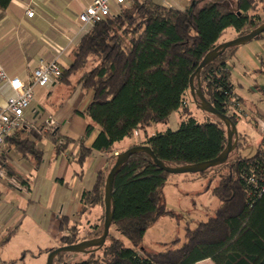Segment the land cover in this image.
Instances as JSON below:
<instances>
[{"label": "trees", "instance_id": "1", "mask_svg": "<svg viewBox=\"0 0 264 264\" xmlns=\"http://www.w3.org/2000/svg\"><path fill=\"white\" fill-rule=\"evenodd\" d=\"M228 1L191 0L187 8L178 9L153 0H133L130 7L121 8L82 33L71 64L62 68L58 78L60 83L69 82L70 75L80 71L78 89L92 93L91 102L80 112L90 119L78 144L80 166L92 150L109 153L116 143L135 131L166 122L175 111L180 114L176 130L168 128L145 135L143 144L149 145L160 161L168 166L194 164L223 151L227 143L224 124L212 114L213 120L199 122L191 114L187 95L191 96L190 76L228 29L239 36L264 21L250 13L256 11L255 0H235V10L227 6ZM9 2L0 0V10L6 9ZM238 47L225 49L200 72L205 98L235 124L244 112H229L231 104H241V98L234 92L228 61ZM90 58L95 64L88 69ZM94 126L99 132L87 148L83 143ZM18 130L21 128L5 143L23 159H34L37 165L42 161V149L33 138L21 137ZM57 134L58 128H53L48 136L64 149L70 140H60ZM238 142H246L245 138L240 141L239 132ZM229 156L225 163L196 173L207 177L214 172L210 178L218 177L214 187H207L218 200L213 214L194 228L186 226L180 247L152 251L143 245L146 231L161 216H174L166 208L161 192L173 174L160 169L144 152L132 154L114 177L111 225L117 236L108 234L109 243L101 247L99 264H196L206 259L212 264H264V137L253 156ZM105 172L98 170L92 187L81 194L80 213L99 205L104 209ZM69 222L62 217L58 246L86 239H77ZM93 253L89 252L91 256ZM65 254H58L53 264H60ZM96 262L92 256L74 264ZM0 264L15 261L6 262L0 257Z\"/></svg>", "mask_w": 264, "mask_h": 264}, {"label": "crops", "instance_id": "2", "mask_svg": "<svg viewBox=\"0 0 264 264\" xmlns=\"http://www.w3.org/2000/svg\"><path fill=\"white\" fill-rule=\"evenodd\" d=\"M132 1L133 0H126L127 3H131ZM153 1L156 2L155 0ZM162 1L164 3H156L172 5L178 9H185V7L190 4L191 0ZM91 2L92 0H10L7 8L0 10V67L10 78L18 77L23 82L29 81L33 69L42 61L46 62L57 58L61 68L69 67L73 59V50L77 47L82 36V33L79 32L80 23L78 21V14ZM114 7L118 10L113 11ZM120 8L121 6L112 3V15L117 14ZM27 10H33L34 13L31 17L26 14ZM246 44L239 46L232 58L228 61L230 78L235 94L241 98V105L244 112L243 117L250 121L253 120L254 125L259 128L264 137V119L262 118V114L257 111L256 117L251 116L252 119L248 118L249 112H247V110L250 108L246 109L247 106L244 99L238 94L235 87L234 74L236 71L241 73L242 79L246 78V73L251 69L255 70L256 68L258 71H262L260 62H258L253 55L254 53H252L254 51L253 48L250 47L251 45ZM244 82L246 81L244 80ZM247 83L250 85V82ZM66 86L68 87L70 85ZM61 88V83H59L58 79H51L44 87H36L31 106L24 113L25 124L22 125L21 130H18L20 132L19 135L22 136L28 133L26 136L33 138L40 148L43 146L42 142L46 140L45 143L50 145L52 153L56 154V157H61V160H65V165H62L63 170L60 171L57 169L55 174V183L59 184V189L62 191V196L58 199V202L61 201L64 203L62 207H65V211L61 212L57 210V212L55 210L54 212L56 213H53V216L50 218L51 220H49V224H46V218H43L41 221L42 223L38 224L44 230L47 238L50 239L49 243L58 240L59 224L62 217H67L69 221L72 222L80 213L82 208L81 194L89 189V186H85L82 183L84 170L89 171L94 168L96 174L106 163L105 154L95 150L91 151L90 155L86 157L81 166L77 162L79 154L78 144L84 134L85 126L88 124L85 119L86 117L80 114V112L84 111L92 100V93L90 91L84 92L79 90L78 86H76L69 96L70 102L74 100L71 110H59V106L54 109H49V106L45 108L44 106L36 105V99L39 94L43 95L45 91L48 90L47 94L49 97V95ZM75 94L78 96H75ZM15 95V90L8 82H0V109ZM80 99H82L81 104L79 103ZM70 106L71 105L68 107ZM252 111L255 113L254 110ZM173 113L174 112L169 115L166 122L152 125L151 127L143 129L142 132L141 130L138 131L141 132L143 136L165 131L166 129L157 130L156 126L169 123ZM76 116L82 118L86 123H83V131H81L80 134H70L68 132L66 134L59 133L62 137L70 140L69 145L64 149H60L58 145L54 144L50 138L45 137L44 134L40 135L37 130L38 125L40 128L44 126L45 119H52L56 124L55 128H58L59 131L60 126L65 123L64 119H71V117L74 118ZM98 132L99 128L94 126L92 132L84 140L83 145L90 148ZM15 151V149L8 147L6 143L2 147L0 151V180L7 181L9 179L10 183L14 182L16 184L9 183L11 188L20 192L23 190L20 187H26L27 190L30 191L31 176L29 175V178H27V173H30L34 169L38 171L41 168L42 161L36 165L34 159H23ZM34 166L37 167L35 168ZM175 176L178 175H170L166 182L179 180L177 179L178 177ZM17 178L24 179L25 183L20 182ZM182 180L187 181L192 179L184 177ZM205 193L210 194L207 197L208 200L213 196L210 189L208 190L206 188V190H204V194ZM27 194L29 197V192H27ZM15 198L16 194L13 190L0 187V216L4 220L3 223L0 224V248L9 243L11 237L15 235L18 228L23 225L26 219V215H20L19 206L12 203ZM73 200L76 201L75 204L72 203ZM29 202L26 204L28 205ZM51 248L52 247L49 246L46 247L47 250ZM0 257L5 261H14L7 260L1 255ZM200 262L212 264L209 259Z\"/></svg>", "mask_w": 264, "mask_h": 264}, {"label": "rangeland", "instance_id": "3", "mask_svg": "<svg viewBox=\"0 0 264 264\" xmlns=\"http://www.w3.org/2000/svg\"><path fill=\"white\" fill-rule=\"evenodd\" d=\"M155 1L163 2L162 0ZM255 1L257 2L256 11L250 13L259 15L261 21L264 19V0ZM131 5V3L126 2L121 8H128ZM227 6L231 10H235L237 7L235 0H229ZM117 10L118 9L114 7L113 11ZM235 37H237L235 31L233 29H228L218 40V44ZM248 44L253 48L254 51L252 53H254L253 55L258 62H260L262 71H258L256 68L255 70L251 69L246 73V78L244 79H242L241 73L236 71L234 74L235 87L238 94L244 99L247 106L246 109L250 108L247 110V112H249L248 118H251V116L256 117V112L258 111L262 114V118L264 119V35L262 38L252 40L246 45ZM94 64V58H90L86 68L89 69ZM80 75V71L72 73L69 77V82H65L64 84L61 83L62 88L49 95V97L47 94L48 90L45 91L43 95L39 94L36 99V105H41L45 108L49 106V109H54L59 106V110H71L74 100L70 102L69 96L71 95V91L77 86V81ZM244 80L246 82H244ZM247 82H250V85ZM66 85L70 86L67 87ZM77 94H75V96H78ZM187 101L192 116L199 122L213 120L214 117L212 115L199 110L194 105L190 95H187ZM79 103H82V99H80ZM69 105L71 106L68 107ZM252 110H254L255 113ZM85 117L86 121L90 123V119L87 116ZM64 120L65 123L60 126L59 129V133L61 134H66L67 132L70 134H80L81 131H83V123H86L79 116L74 118L71 117V119L66 118ZM179 122V113L174 112L169 123L157 125L156 129L165 130L170 127L172 130H176L179 126ZM43 125L45 126V124ZM55 125L56 124L47 129L44 128V126L40 128L38 125L37 130L40 135L44 134L45 137L50 138V136H48L49 132H51V129L55 128ZM236 128L237 132L240 133V141H244V138H246V142L239 143L237 140L238 144L232 150L229 157H231V155H241L244 157L253 156L263 138V134L260 132L259 128L254 125L253 120L250 121L243 116L237 120ZM141 132L135 131L131 137L123 139L122 142L116 144V146L114 145L111 152L104 153L106 163L102 169L106 171L104 173L105 175L114 164L116 154L123 152L131 146L143 144L145 136H143ZM27 134L23 136L21 135V137H25ZM57 136H59L60 139L62 138L59 134H57ZM45 142L46 140L42 142L43 146H41L43 151L41 168L38 171L34 169L30 173H27V178H29V175L31 176L30 191L27 190L26 187H20L23 189L22 192H20L11 188L10 184H15L14 182L10 183L9 179L7 180L9 182L6 180H0V187L3 189H11L16 194V198L13 199L12 203L19 206L20 215H26L23 225L18 228L15 235L9 240V243L4 246L2 245L3 247L0 248V255L4 256L7 260H14L15 264H46L47 255L49 253V250H47L46 247L49 246L53 248L59 245V235L57 241L49 243L50 239L47 238L44 230L38 225L42 223L41 221L43 218H46V224H49V220H51L50 218L53 216V213H56L54 212L55 210H60L61 212L65 211V207H62L64 206V203L61 201L58 202V199L62 196V191L59 189V184L55 183L57 169L60 171L63 170L62 165H65V160H61V157L59 156L56 157V154L52 153L50 145ZM34 167L36 168L37 166ZM213 174L214 172L212 174L210 172L207 177H200L196 174H174L178 175L175 177H178L177 179L179 180L166 182V185L161 191L162 199L166 208L173 212L174 216H161L158 221L146 231L143 239V245L145 248L152 251H159L165 250L169 247H180L185 240V227L189 226L190 228H194L198 222L206 220L208 216L213 214V211L218 204V200L213 196L208 200L207 197L210 194H204V190H206L207 187L212 188L218 183V177L210 178ZM184 177L192 180L183 181L182 179ZM94 179V168L89 171L84 170L82 183L85 186H89L90 189L94 183ZM27 192L30 194L29 197ZM27 202H29L28 205L26 204ZM72 203L75 204L76 201L73 200ZM103 215V206L99 205L91 210H87L85 213H79L72 222H69V227L71 228V231L76 230L77 239H82L84 237H86V239L97 237L95 235L102 232ZM36 218L40 220H37ZM3 221V218L0 216V224L3 223ZM109 235L117 236L116 229L113 225L110 226ZM122 240L126 246H129V242L126 238L122 237ZM173 241H177L175 242L176 245ZM108 243V238H106L105 245ZM94 252L95 253H93L92 256L97 261L96 264H99L102 261V250L100 248ZM92 256L89 253H66L60 264H74ZM206 263L208 262H199L198 264Z\"/></svg>", "mask_w": 264, "mask_h": 264}, {"label": "water", "instance_id": "4", "mask_svg": "<svg viewBox=\"0 0 264 264\" xmlns=\"http://www.w3.org/2000/svg\"><path fill=\"white\" fill-rule=\"evenodd\" d=\"M264 33V21L257 27L250 30L248 33L239 35L228 41H224L216 45L212 50L207 52L202 58L201 62L197 66L195 72L189 78V90L191 93L194 104L202 111L217 117L225 126V133L227 143L223 151L215 158L194 163L185 164L179 166H168L164 162L160 161L152 151L151 147L147 144L134 145L121 153L116 154L114 164L108 171L105 184H104V219L103 229L101 235L84 239L77 243L65 244L53 248L47 255L46 264H53L54 258L60 253H89L96 251L104 246L106 238L109 234L110 226L113 219V204H112V188L115 174L121 168V166L128 160V158L135 153L144 152L153 160V162L163 171L169 174H196L206 171L209 168L216 167L226 162L230 152L237 146L238 132L235 122L225 113L218 111L204 96L201 83H200V72L205 65L212 62L218 55H220L225 49L230 47H236L245 45L252 41L254 38ZM196 80V86L194 85Z\"/></svg>", "mask_w": 264, "mask_h": 264}, {"label": "built area", "instance_id": "5", "mask_svg": "<svg viewBox=\"0 0 264 264\" xmlns=\"http://www.w3.org/2000/svg\"><path fill=\"white\" fill-rule=\"evenodd\" d=\"M126 0H92V2L83 8L78 14L80 23L79 32L83 33L95 23L112 17L111 5H122ZM33 10H27L26 14L31 17ZM62 68L57 58L50 61H42L32 71L29 81L23 82L18 77L10 78L0 67V82H8L15 90L16 95L10 98L6 105L0 109V151L5 144V140L16 130L25 124L24 113L31 106L34 99L36 87L46 86L51 79H58ZM242 105L231 104L230 113H238ZM44 128H49L55 122L52 119H45ZM60 143V142H59ZM252 181V179H251Z\"/></svg>", "mask_w": 264, "mask_h": 264}]
</instances>
